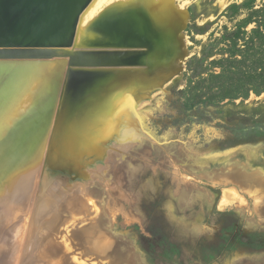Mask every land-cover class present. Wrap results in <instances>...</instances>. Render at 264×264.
I'll use <instances>...</instances> for the list:
<instances>
[{"label": "rangeland", "instance_id": "1", "mask_svg": "<svg viewBox=\"0 0 264 264\" xmlns=\"http://www.w3.org/2000/svg\"><path fill=\"white\" fill-rule=\"evenodd\" d=\"M172 5L186 15L180 72L137 102L139 124L128 140L112 141L102 161L75 177L47 214L35 215L43 161L37 164L27 190L1 214L0 264H264V191L255 196L223 176L237 171L264 179V89L220 102L204 95L210 75L223 74L236 58L243 39L233 33L249 32L264 18V0ZM57 60L62 78L47 152L67 60L38 61ZM21 62H0V70L32 61ZM242 82L232 90L242 92L247 79ZM47 197L44 192L40 201Z\"/></svg>", "mask_w": 264, "mask_h": 264}, {"label": "water", "instance_id": "2", "mask_svg": "<svg viewBox=\"0 0 264 264\" xmlns=\"http://www.w3.org/2000/svg\"><path fill=\"white\" fill-rule=\"evenodd\" d=\"M91 1L0 0V62L67 60L44 172L64 178V189L79 170L75 133L99 128L112 90L122 83L145 96L178 74L185 56V13L161 23L144 1H131L108 7L80 31ZM44 192L38 188L35 205Z\"/></svg>", "mask_w": 264, "mask_h": 264}, {"label": "bare ground", "instance_id": "3", "mask_svg": "<svg viewBox=\"0 0 264 264\" xmlns=\"http://www.w3.org/2000/svg\"><path fill=\"white\" fill-rule=\"evenodd\" d=\"M119 1L92 0L80 18L78 30H83L100 12ZM133 1H144L155 18L161 23H164L166 19L171 25L180 20V16H178L180 13L184 14V11L176 10L173 7L172 0ZM183 6L184 4L179 7L183 8ZM61 65L62 61L58 60L51 63L50 61L49 63L32 61L23 63L22 66L18 65L16 68L12 66L14 68L12 70L10 68L5 70L4 67L0 70V219L4 210L5 213L8 212L12 208L11 203L19 200L27 190L39 162L42 164L43 161L38 188L46 189L48 197L42 200L39 205L37 204L36 211L39 209L38 212L34 211V207L32 208L33 214L37 215L39 212L47 214L49 209L57 203V196L64 190V178L61 176L53 178L44 174L48 154L47 149H45L48 146L45 148L44 146L51 131L48 123L53 115L55 89L60 83ZM135 95L136 91L132 86L126 85L125 88L122 83L116 86L107 100V118L99 128L92 130L88 126V129L82 130L80 128L78 133H75L76 154L78 153L76 161L79 167L77 176L81 175L82 177L94 165L101 162L108 145L112 141H126L132 136V131L136 129L134 127L139 124L138 114L133 109L137 102L144 97ZM77 176L74 174L73 177L71 176V180ZM223 176L235 180L243 188L252 191L255 196L264 191V179L259 177H247L237 171H229ZM65 202L66 200L64 205ZM33 204L35 203L33 202ZM220 205H225V202L222 201ZM260 215L264 221V206L260 209ZM34 218L36 217H31V223ZM76 230L79 229L76 228ZM80 234L81 231L80 233L79 231L74 232L76 238H80ZM85 238L82 237V239ZM74 240L77 241V239ZM95 244L99 243L95 242Z\"/></svg>", "mask_w": 264, "mask_h": 264}, {"label": "trees", "instance_id": "4", "mask_svg": "<svg viewBox=\"0 0 264 264\" xmlns=\"http://www.w3.org/2000/svg\"><path fill=\"white\" fill-rule=\"evenodd\" d=\"M249 21L250 19L247 20V22ZM255 23H257L256 27L249 32L243 28H239L237 32L233 33L234 40L243 39V42L241 46H238L235 50L237 54H234L236 58L232 59L234 62L231 61L232 63L230 65L227 63L228 67L221 70L223 74H227V77H224L223 74L210 75V83L205 86L206 90L204 93V95L208 97V101L217 100L220 102L226 99H235L241 97L242 94L245 96L251 93L259 95L264 89V18L262 21L257 19ZM248 53L252 55L247 56ZM251 57H253L254 61L252 63L249 60ZM243 79H247V84L253 81L255 83L254 87L249 88L245 83L244 85L242 84L243 87H245L242 92H234L232 90L233 86H237ZM203 82H205V80L198 81L196 86L192 89L195 91ZM197 92L198 91L194 93Z\"/></svg>", "mask_w": 264, "mask_h": 264}, {"label": "clouds", "instance_id": "5", "mask_svg": "<svg viewBox=\"0 0 264 264\" xmlns=\"http://www.w3.org/2000/svg\"><path fill=\"white\" fill-rule=\"evenodd\" d=\"M244 227L247 229L250 227V221L249 220H246L245 223H244Z\"/></svg>", "mask_w": 264, "mask_h": 264}]
</instances>
